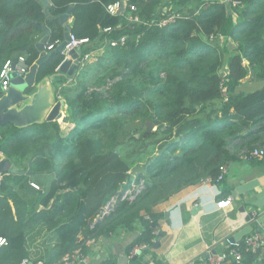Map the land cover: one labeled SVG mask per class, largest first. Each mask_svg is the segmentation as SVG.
<instances>
[{
	"label": "trees",
	"instance_id": "1",
	"mask_svg": "<svg viewBox=\"0 0 264 264\" xmlns=\"http://www.w3.org/2000/svg\"><path fill=\"white\" fill-rule=\"evenodd\" d=\"M117 1L50 0L47 14L41 0H0V71L20 55L33 66L45 27V45L56 48L65 36L58 16L71 6L72 34L89 39L75 73L53 81L66 104L65 127L59 120L0 126V152L25 170L0 181V236L9 241L0 264H64L87 257L92 238L138 227L127 253L151 246L163 217L157 204L215 181L244 151L264 149V84L249 92L228 86L225 95L221 75L227 65L231 85L248 75L264 83V0H174L165 13L163 0H128L136 10L113 15L107 6ZM63 60L51 54L37 84ZM132 181H144L137 198L96 220ZM39 229L49 238L38 242ZM263 251L225 264H264Z\"/></svg>",
	"mask_w": 264,
	"mask_h": 264
},
{
	"label": "crops",
	"instance_id": "2",
	"mask_svg": "<svg viewBox=\"0 0 264 264\" xmlns=\"http://www.w3.org/2000/svg\"><path fill=\"white\" fill-rule=\"evenodd\" d=\"M60 76L46 81L41 89L36 87L31 91L29 95L33 97L27 103L34 99L47 111L48 104L56 102L51 85ZM225 165L223 182L214 184L204 180L154 207L163 217L153 244L142 254L130 257L127 253L128 245L140 233L138 227L134 231L92 238L87 257L74 258L70 264H103L105 261L112 264H191L208 248L222 252L228 237L242 240L258 232L248 216L250 212L264 213V158H238ZM229 197H233L231 203L219 208L218 202ZM197 205L201 207L194 211ZM261 221L264 223V216Z\"/></svg>",
	"mask_w": 264,
	"mask_h": 264
},
{
	"label": "water",
	"instance_id": "3",
	"mask_svg": "<svg viewBox=\"0 0 264 264\" xmlns=\"http://www.w3.org/2000/svg\"><path fill=\"white\" fill-rule=\"evenodd\" d=\"M43 5L45 6V10L47 14H50L51 10V2L50 0H41ZM73 14V6H71L67 12L58 16L59 22L65 28V36L64 40L53 50L47 52L45 50V44L48 40L49 30L48 28H44L46 35L42 38V40L37 44L39 50L41 51L40 58L35 62L33 66L30 67L29 72L24 77H19L14 74V81L11 87L0 96V126L5 124H13L17 127H25L34 123H41L44 121H54L60 120L64 117V112L66 111V104L63 99L57 100L54 94V88L52 83V93L54 95V99L56 102H52L48 104L47 111L39 105L37 102L35 103L34 99H32L30 103H27L30 98L33 97L29 94H32L36 87L41 89L43 84L53 79L56 75H66L72 76L78 66L80 65V56L82 54V49H73L69 52L70 59L64 61L60 67L58 68V72L56 74L51 75L49 78L44 79L40 83L37 84L36 78L38 73L39 66L53 53L60 52L62 53L67 43L70 41V37L72 34V24L70 19ZM56 17L51 16V19H55ZM41 25V24H40ZM255 71L252 70L251 74L254 75ZM51 92V90H50ZM153 127L152 124H148V129L151 130ZM25 170L18 168L9 158H7L2 152H0V181L3 175L6 174H24ZM201 206L197 205L194 208V211L198 210ZM264 216V213H249L248 220H252L255 226L258 229V232L264 229V223L261 221V218ZM232 240H235L232 238ZM140 250L138 254H142L144 250Z\"/></svg>",
	"mask_w": 264,
	"mask_h": 264
},
{
	"label": "built area",
	"instance_id": "4",
	"mask_svg": "<svg viewBox=\"0 0 264 264\" xmlns=\"http://www.w3.org/2000/svg\"><path fill=\"white\" fill-rule=\"evenodd\" d=\"M126 0H118L115 3H111L107 6L108 11L116 15V13H120L124 15L125 9L128 10V5L126 6ZM126 6V7H125ZM133 10H136V7L134 5L131 6L130 12ZM130 19L133 21H138L139 18L137 16L133 17L130 16ZM170 20H167V22L163 21L164 24H167ZM112 28L108 27L105 28V31H110ZM125 37H121V41H124ZM89 41L88 38H77L73 34H71L70 41L65 46L62 54L64 55V61L70 59L69 52L73 49L81 48L83 44H86ZM60 44V43H59ZM113 45L116 43H112ZM55 49L54 44L45 45V50L47 52H50L51 50ZM89 55H85L84 59H88ZM80 60H82V54L80 56ZM62 62V63H63ZM30 70V65L27 63L26 56L20 55L17 59H8L1 71H0V94L5 93L10 87H11V78L15 75L17 76H25ZM65 116V112H64ZM63 119V118H62ZM241 158L244 160H254V159H261L264 158V149L261 147H256L254 149L244 151L241 154ZM226 172V165H223L221 167V173L217 177L215 181L213 179L208 178L206 179L210 183L217 184L218 181H222L225 177ZM32 186L36 189H39L40 187L36 183H32ZM144 188V181H132L131 185L120 189L118 192H116L108 201V203L104 206L103 210L99 214L98 218L96 220H102L108 215H110L113 211L116 210L118 204L122 201H133L137 198V196L140 194L142 189ZM233 200V197H229L227 199L222 200L221 202H218L219 208H225L228 206L231 201ZM9 241L6 237L0 236V246L8 245ZM147 244H141L136 246L132 252L130 253V257H134L137 255V253L140 250H143L144 248H147ZM264 247V232H256L254 234L248 235L244 238V240H232L230 237L226 238V248L222 252H217L213 248H208L199 259L195 260L191 264H225L227 262L232 261L233 259L236 260V262H240L242 260L243 251L247 252H256L258 249ZM76 258L77 260L80 258L79 255H74L72 259ZM72 259L68 257L64 264H70L72 263ZM21 264H30V260L28 258H24L21 262ZM41 264V262H39Z\"/></svg>",
	"mask_w": 264,
	"mask_h": 264
},
{
	"label": "rangeland",
	"instance_id": "5",
	"mask_svg": "<svg viewBox=\"0 0 264 264\" xmlns=\"http://www.w3.org/2000/svg\"><path fill=\"white\" fill-rule=\"evenodd\" d=\"M127 2L125 3L126 6L128 5V7L131 9V6L132 4H129V1L126 0ZM221 1H229V0H221ZM125 6V7H126ZM135 6V5H134ZM136 7V6H135ZM228 8H229V11L230 12H233L235 13V10L234 8L232 7V5L228 4ZM175 9V4H174V0H163V6L161 7V12L162 13H165L166 11H170V10H173ZM122 12L120 13H116V15H122L121 14ZM124 14L128 13L125 9V11L123 12ZM132 16V15H131ZM165 22H167V20H164ZM222 43V42H221ZM223 44V43H222ZM231 47V49L234 48L233 44L230 43V45H228ZM96 57V56H95ZM95 57H92V59H90V61H94L96 60ZM221 75L224 79V82H225V85L227 86V89H226V86L224 85V92L223 94H227V91H228V86H230L231 90L233 92H239V91H244V92H249V91H253L257 88H260L263 86L264 83L260 82V81H255L254 77L251 76V75H248L243 81H242V84L239 85V86H235V85H231V79H230V76H229V72H228V68H227V65H225L222 69H221ZM19 77H24V76H19ZM14 81V76L11 78V85ZM59 122H62L63 124V119L61 118L59 120ZM64 125V124H63ZM65 127V125H64ZM153 129H156L155 126L152 127ZM36 236L38 237V239L42 242L44 241L46 238H49L48 236L50 235L49 232H47L45 229H39L38 233H35Z\"/></svg>",
	"mask_w": 264,
	"mask_h": 264
},
{
	"label": "clouds",
	"instance_id": "6",
	"mask_svg": "<svg viewBox=\"0 0 264 264\" xmlns=\"http://www.w3.org/2000/svg\"><path fill=\"white\" fill-rule=\"evenodd\" d=\"M64 118V117H63Z\"/></svg>",
	"mask_w": 264,
	"mask_h": 264
}]
</instances>
